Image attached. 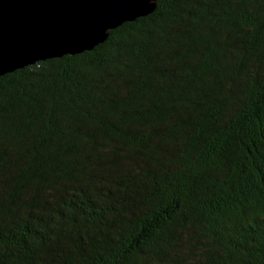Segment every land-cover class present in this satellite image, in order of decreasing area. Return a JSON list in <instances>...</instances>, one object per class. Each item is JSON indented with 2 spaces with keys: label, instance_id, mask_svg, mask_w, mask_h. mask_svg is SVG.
Returning a JSON list of instances; mask_svg holds the SVG:
<instances>
[{
  "label": "trees",
  "instance_id": "trees-1",
  "mask_svg": "<svg viewBox=\"0 0 264 264\" xmlns=\"http://www.w3.org/2000/svg\"><path fill=\"white\" fill-rule=\"evenodd\" d=\"M0 264H264V0L0 76Z\"/></svg>",
  "mask_w": 264,
  "mask_h": 264
},
{
  "label": "water",
  "instance_id": "water-1",
  "mask_svg": "<svg viewBox=\"0 0 264 264\" xmlns=\"http://www.w3.org/2000/svg\"><path fill=\"white\" fill-rule=\"evenodd\" d=\"M156 6L157 0H0V76L92 50L110 30Z\"/></svg>",
  "mask_w": 264,
  "mask_h": 264
},
{
  "label": "rangeland",
  "instance_id": "rangeland-1",
  "mask_svg": "<svg viewBox=\"0 0 264 264\" xmlns=\"http://www.w3.org/2000/svg\"><path fill=\"white\" fill-rule=\"evenodd\" d=\"M126 23V22H125ZM124 24V23H123Z\"/></svg>",
  "mask_w": 264,
  "mask_h": 264
}]
</instances>
